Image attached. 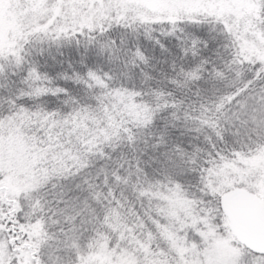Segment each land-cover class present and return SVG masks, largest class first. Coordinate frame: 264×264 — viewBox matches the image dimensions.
Here are the masks:
<instances>
[{
    "label": "snow or ice",
    "instance_id": "1",
    "mask_svg": "<svg viewBox=\"0 0 264 264\" xmlns=\"http://www.w3.org/2000/svg\"><path fill=\"white\" fill-rule=\"evenodd\" d=\"M0 264H264V0H0Z\"/></svg>",
    "mask_w": 264,
    "mask_h": 264
}]
</instances>
